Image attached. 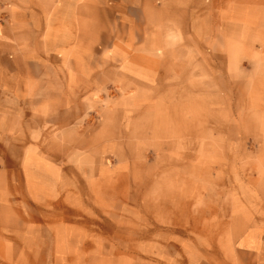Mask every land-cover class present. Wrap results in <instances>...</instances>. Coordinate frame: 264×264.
<instances>
[{"label":"rangeland","instance_id":"1","mask_svg":"<svg viewBox=\"0 0 264 264\" xmlns=\"http://www.w3.org/2000/svg\"><path fill=\"white\" fill-rule=\"evenodd\" d=\"M15 57L44 240L0 195V264H264V0H0Z\"/></svg>","mask_w":264,"mask_h":264},{"label":"crops","instance_id":"2","mask_svg":"<svg viewBox=\"0 0 264 264\" xmlns=\"http://www.w3.org/2000/svg\"><path fill=\"white\" fill-rule=\"evenodd\" d=\"M15 57L13 61H3L0 68V149L5 162V175L3 185L0 187V195L12 203L16 210L23 215L24 222L28 226L29 241H43L42 205L35 202L41 201L40 193L33 187L31 193L22 190L21 175H18V167L22 166L23 152L19 149V141L13 137L11 129L19 128L22 117L25 114L38 112V104L31 105L28 99L35 97L27 89L26 67L30 61H23ZM37 97V96H36ZM38 101H36L37 103ZM51 175V180L59 184V177ZM34 185L40 184V179L34 176ZM26 240V239H25Z\"/></svg>","mask_w":264,"mask_h":264},{"label":"bare ground","instance_id":"3","mask_svg":"<svg viewBox=\"0 0 264 264\" xmlns=\"http://www.w3.org/2000/svg\"><path fill=\"white\" fill-rule=\"evenodd\" d=\"M38 164H41V162H40V161H38ZM50 172L52 173V176L54 177V175H53V172L51 171V169H50Z\"/></svg>","mask_w":264,"mask_h":264}]
</instances>
